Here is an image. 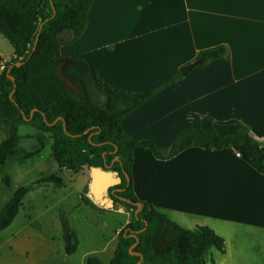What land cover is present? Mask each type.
I'll list each match as a JSON object with an SVG mask.
<instances>
[{"label": "crops", "instance_id": "crops-1", "mask_svg": "<svg viewBox=\"0 0 264 264\" xmlns=\"http://www.w3.org/2000/svg\"><path fill=\"white\" fill-rule=\"evenodd\" d=\"M219 45L228 48L229 62L218 59L182 75L127 116L123 129L161 149L190 128L233 135L244 124L264 140V0H95L84 34L62 55L81 57L106 92L135 93L157 88L201 51ZM14 58L13 49L0 47V73ZM78 173L87 179L83 207L104 218L124 217L112 237L82 257L84 264L92 257L110 264L132 215L120 205L99 206L88 193L90 167ZM133 185L139 200L181 227H209L225 240V252L208 255L206 264H253L264 253V175L243 147H191L167 161L137 149Z\"/></svg>", "mask_w": 264, "mask_h": 264}, {"label": "trees", "instance_id": "trees-1", "mask_svg": "<svg viewBox=\"0 0 264 264\" xmlns=\"http://www.w3.org/2000/svg\"><path fill=\"white\" fill-rule=\"evenodd\" d=\"M94 1L0 0V34L10 43L15 55L14 60L7 63L0 73V122L10 124L9 136L0 143V166L4 167L9 158L15 155L20 125H29L42 133L51 134L52 157L60 170L78 173L85 166L105 169V163L110 165L117 159L110 170L122 178V184L111 190L122 191H116L111 197L132 216L130 223L118 234L119 244L110 264H143L137 254H131L141 253L143 243L152 250L155 260L206 264L212 249L225 252V240L209 227L185 229L151 202L139 200L133 185L135 151L149 150L156 159L167 161L191 147L202 151L243 147L253 166L264 175V153L261 149L264 140H260L244 124L233 135H220L215 129L190 128L177 135L168 149L157 147L152 140H136L129 136L123 129V120L183 76L178 72L157 88L146 92L128 93L113 88L106 92L101 79L96 75L94 78L90 76V67L81 57H64L63 47L76 42L84 34ZM38 37L37 47L33 51ZM218 59L230 61L226 46L201 51L189 65L196 63L195 69L202 68ZM62 62L69 64L66 71L71 81L81 87L83 98L73 95L58 76L57 67ZM18 63L23 65L17 66ZM8 75L15 79V83ZM86 79L94 82L105 96L101 106L91 100ZM126 175L130 178L129 185ZM6 182L9 184L8 180ZM42 184L65 187L64 180L59 176L36 182V185ZM31 189L19 187L0 210V232L12 225ZM119 197L129 202L120 201ZM137 204H141L142 209L135 215ZM138 231H142L138 234L139 243L130 252L136 243L131 234ZM64 243L66 254H75V234L67 233ZM87 264L103 263L92 257Z\"/></svg>", "mask_w": 264, "mask_h": 264}, {"label": "rangeland", "instance_id": "rangeland-1", "mask_svg": "<svg viewBox=\"0 0 264 264\" xmlns=\"http://www.w3.org/2000/svg\"><path fill=\"white\" fill-rule=\"evenodd\" d=\"M0 47L12 53V46L1 34ZM67 65V62L60 63L57 74L73 95L83 98L81 87L71 81L66 71ZM86 82L91 100L101 106L105 96L94 82L87 79ZM9 132L10 124L0 122V143L9 136ZM18 136L15 155L4 167L0 166V210L19 187L32 189L23 200L12 225L0 233V264H84L83 255L98 250L105 239L115 234V228L123 224L124 217L113 214L104 218L83 207L80 197L87 179L83 173L60 170L52 157L51 134L42 133L29 125H20ZM86 168L89 169V166ZM50 176L61 177L65 187L36 185L37 181ZM89 197L94 199L90 193ZM104 220L107 222L105 226L102 224ZM68 232H74L78 239V249L73 255L65 252L64 236ZM140 251L143 252V264H176L174 261L155 260L152 250L145 243ZM214 257H220L216 249L209 253V258ZM253 264H264V253Z\"/></svg>", "mask_w": 264, "mask_h": 264}, {"label": "water", "instance_id": "water-1", "mask_svg": "<svg viewBox=\"0 0 264 264\" xmlns=\"http://www.w3.org/2000/svg\"><path fill=\"white\" fill-rule=\"evenodd\" d=\"M54 14H55V10H54ZM42 26L43 24L40 26V30L42 29ZM38 40H39V37L36 40L33 51L37 47ZM22 65L23 63L17 64V66H22ZM195 67H196V63H193L190 66L181 69L180 73L182 75H186L187 73H189V71L193 70ZM10 70L11 68L8 70V74ZM8 78L11 79L15 83V79L13 77L8 75ZM15 88H16V85H15ZM11 97H12V94H11ZM115 161H117V159H115L110 165H107L105 163L104 164L105 169H103L102 167H90L91 181H90L89 189L92 195L94 196L96 203L101 207L106 206L108 208H114L116 205L122 206L119 203H115L114 199L111 197L115 195L116 191H119V192L122 191V189L111 190L112 188L118 187L122 184V178L110 170V168L112 167ZM126 178H127V182L129 185L130 178L127 175H126ZM119 200L123 202H129L126 198H123V197H119ZM137 207L138 209L135 212V215H137L140 212V210L142 209V205L137 204ZM142 231H144V229ZM142 231H138L134 234H131V236H133L136 239V243L130 248V252L139 243L138 234H140ZM131 254H137L142 259V255L139 252L137 253L131 252ZM138 264H141V262H138Z\"/></svg>", "mask_w": 264, "mask_h": 264}]
</instances>
